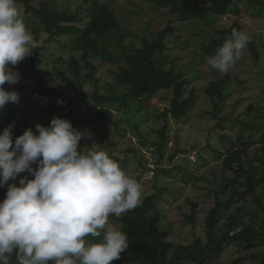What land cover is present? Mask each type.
Masks as SVG:
<instances>
[{"label":"rangeland","instance_id":"rangeland-1","mask_svg":"<svg viewBox=\"0 0 264 264\" xmlns=\"http://www.w3.org/2000/svg\"><path fill=\"white\" fill-rule=\"evenodd\" d=\"M188 1L191 15L186 20L172 14L170 4L163 0H51L46 5L53 10L77 11L80 18L75 23L79 28L86 25L94 2L106 6L118 18L120 28L100 41V46L104 42L115 51L122 46L133 53L144 39L156 40L157 33L167 28L162 41L164 49L152 60L157 67L183 75L187 81L184 98L194 92V102L184 118L162 116L170 103L168 89L140 102L129 101L126 107L119 106V102H99L96 96L114 97L129 91L116 76L114 65L93 54L83 61L80 52L71 47V36L50 37L43 31L31 55L15 66L19 82L4 85L19 94V103H8L0 110V117L13 112L23 132L26 128L36 131L37 123L48 126L55 116L69 119L81 132L87 129L91 139L82 138L80 145L91 146L95 142L116 158L142 183V199L159 191L161 198L156 207L161 213L163 237L182 246L192 244L195 238L206 244L204 219L217 199L223 203L215 225L217 235L225 232L224 224L232 214L239 216L235 231L245 223H253L264 232V182L255 188L258 200L242 194L244 188L240 183L244 175L234 171L237 165H233V170H223L222 160L215 153L242 148L254 134L255 143L241 156L243 167L247 168L255 162L260 148L258 134L264 132V5L257 0H233L238 14L230 11L219 16L209 11L206 0ZM180 2L186 5V0ZM18 4L23 15L27 14L23 5ZM235 23L238 30L249 34L250 41L242 58L222 75L207 64L208 55L203 53L202 46L221 36L225 40ZM120 34L122 40L118 45ZM250 43L258 52V61L252 58ZM70 57L77 59L79 74L71 72ZM227 76L229 81L221 88L222 101L212 99L206 93L208 83ZM99 106L112 110L111 123L95 119L93 110ZM161 130L166 141L159 147ZM22 176L32 178L27 172ZM5 192L6 187H0V201ZM109 219L119 227L117 217ZM263 253L262 245L245 248L229 244L218 257H204L203 264H234L236 260L238 264H259ZM120 264L136 263L122 259Z\"/></svg>","mask_w":264,"mask_h":264},{"label":"clouds","instance_id":"clouds-1","mask_svg":"<svg viewBox=\"0 0 264 264\" xmlns=\"http://www.w3.org/2000/svg\"><path fill=\"white\" fill-rule=\"evenodd\" d=\"M250 41L233 29L207 64L227 74ZM36 47L18 0H0V110L19 103L4 87L19 82L15 66ZM63 103V101H58ZM13 124L0 132V264H112L128 247L126 231L110 221L142 204L143 185L106 150L81 146L91 139L69 119L55 116L48 126L26 128L13 140ZM36 167H33V165ZM22 172L32 178L21 176Z\"/></svg>","mask_w":264,"mask_h":264},{"label":"trees","instance_id":"trees-1","mask_svg":"<svg viewBox=\"0 0 264 264\" xmlns=\"http://www.w3.org/2000/svg\"><path fill=\"white\" fill-rule=\"evenodd\" d=\"M35 5L33 0H18L22 4L27 14L24 15L26 25L34 34L35 41L41 31L50 37L69 35L72 37L71 47L80 52V57L86 61L90 54L106 59L116 68V76L128 88L124 92L114 97L96 96L101 103H117L119 106L126 107L129 101H142L143 98L153 96L159 90L168 89L171 91L170 103L164 109L162 116H171L176 120L184 118L190 110L195 94L191 92L186 98L183 92L186 87V80L180 72L165 67H157L152 58L155 54L161 53L164 49L162 44L164 35L168 31L164 28L157 33L156 40H143L142 45L135 49L133 53H128L121 46L120 50L110 48L100 41L110 37L119 31L120 23L114 13L107 8L94 2L88 11V21L83 28H79L75 23L79 18L77 11L68 9L53 10L46 5L51 0H37ZM170 4V12L182 20L190 17L191 11L188 9L190 1L186 0V5H182L180 0H163ZM209 11L219 16L233 11L238 14L236 3L233 0H206ZM260 5H264V0H257ZM232 29H239L235 23ZM122 34L119 35L117 44L120 45ZM224 38L211 39L206 45L202 46V51L206 55H213L215 50L222 45ZM251 55L254 61H258L259 55L255 46L250 43ZM69 68L72 73L79 74L80 66L74 57L68 59ZM229 81L225 79L209 82L206 93L212 98L222 101L221 88ZM217 105V103L215 104ZM93 116L99 122L109 124L112 122L113 112L110 108L99 106L93 110ZM13 124V140L23 133L20 122L13 112L3 113L0 117V132ZM258 144L260 148L254 161L250 162L247 168L243 167L241 156L246 154L247 148L254 144V134H252L242 148H233L227 153L215 151L217 158L222 160L223 170H233V165H237L236 170L242 173L243 181L240 185L246 193L258 200L255 188L260 182H264V132L258 134ZM166 141L164 132L160 131L158 146L161 147ZM258 171H261L259 176ZM24 172L15 181L17 183ZM236 177V176H235ZM232 177V181H235ZM7 191V184L5 185ZM6 195V192H5ZM161 198L159 191L147 195L142 199L140 207L125 213L118 218L120 225L129 236L128 247L121 253L120 259L113 261L112 264H120L122 259L127 261L133 259L136 264H203L204 257H218L225 245L241 244L245 248H252L256 245L264 246V232L257 228L253 223H245L238 230L234 227L238 224V214H232L224 224L225 232L217 235L215 225L217 223L220 209L223 205L218 199L215 206L211 207L204 219V233L206 244H202L199 238H195L193 243L187 246L166 241L160 228L161 213L156 207V202ZM210 249V250H209ZM10 264H16L15 254L10 259ZM234 264H238L236 260ZM259 264H264V253L259 258Z\"/></svg>","mask_w":264,"mask_h":264},{"label":"built area","instance_id":"built-area-1","mask_svg":"<svg viewBox=\"0 0 264 264\" xmlns=\"http://www.w3.org/2000/svg\"><path fill=\"white\" fill-rule=\"evenodd\" d=\"M149 173H150V175H153L154 174V171L153 170H150Z\"/></svg>","mask_w":264,"mask_h":264}]
</instances>
